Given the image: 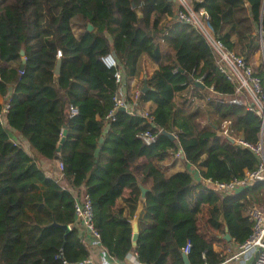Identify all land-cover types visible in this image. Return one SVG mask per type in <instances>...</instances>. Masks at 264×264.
Segmentation results:
<instances>
[{"label": "trees", "instance_id": "obj_1", "mask_svg": "<svg viewBox=\"0 0 264 264\" xmlns=\"http://www.w3.org/2000/svg\"><path fill=\"white\" fill-rule=\"evenodd\" d=\"M189 1L195 12L204 9L215 43L264 94V63L260 57L253 64L260 35L264 49V0ZM180 13L185 10L177 0H0V96L10 99L6 122L0 123V264L88 260L74 227L73 195L46 174L43 161L57 168L62 162L67 188L85 190L99 242L120 262L134 251L140 264H183L182 249L191 242L189 264H202L203 253L209 264H217L212 246L197 234L194 215L202 203L210 206L207 219L214 228L225 224L238 245L248 239L252 223L245 213L263 206L264 185L223 197L195 183L192 173L166 177L160 166L181 151L205 178L224 183L258 166L251 152L218 135L229 123L233 136L257 143L258 114L245 103L211 96L231 97L237 83ZM143 55L156 65L145 79L149 90L139 97L155 105L152 121L124 111L107 121L118 85L116 68L103 59L111 56L126 80ZM197 79L203 87L194 86ZM70 106L78 109L77 117L69 118ZM2 109L0 104V114ZM147 131L156 135L150 146L141 139ZM11 132L28 143L30 154ZM137 183L146 190L144 200ZM62 226L71 228L65 232Z\"/></svg>", "mask_w": 264, "mask_h": 264}, {"label": "built area", "instance_id": "obj_2", "mask_svg": "<svg viewBox=\"0 0 264 264\" xmlns=\"http://www.w3.org/2000/svg\"><path fill=\"white\" fill-rule=\"evenodd\" d=\"M180 5L184 8L185 13H180L179 18L182 21L192 24L206 39V41L214 49V53L218 58L220 64H230L231 67H221L223 72L226 73L233 81L237 83L235 90L234 98H229L227 103L242 105L245 103L248 107H251L256 111L260 118V130H259V139L257 143L250 144L246 142L242 136L238 135L237 137L231 134L229 129V123H225L222 129L218 132V135L221 136L226 142L236 146L238 149L247 150L251 152L258 160V166L253 172H246L244 177L241 179H232L229 182H218L212 181L211 179L205 178L201 172L200 168L196 165L188 163L189 173H192L193 178H195L197 184H200L206 189H210L221 196H229L236 194L247 188H251L255 185H264V94H262L256 85H251L249 79H247L239 70V67H236L235 62L232 60V55L224 52L220 46H218L212 38L211 31L209 28V17L204 11V9H199L198 12H195L191 6H188L186 9L187 1L189 0H177ZM199 2L200 0H194ZM197 17L202 18L203 24L200 20L197 23ZM208 37L210 39H208ZM261 38V35H260ZM262 40V38H261ZM57 58H61V53L57 52ZM105 65L109 68H116L115 73V84L118 85L117 92L112 98L113 107L106 116L107 121H114L115 115L118 111H124L129 115L138 116L148 123L152 121L150 117V110H141L140 104L141 101L139 97L142 93L141 88L132 85L131 89L128 91L125 89L126 80L123 78V73L120 67L117 66V63L111 56H107L103 59ZM228 61V62H226ZM195 87L197 84H201V80H195ZM131 83V79L128 78V84ZM132 84V83H131ZM259 93L261 97H259ZM215 96V94H213ZM242 97H245L243 99ZM218 100V99H217ZM220 101V100H219ZM10 99L5 101L3 104V109L0 114V123L5 124L6 114L10 109ZM79 115L78 109L76 107L70 106L69 108V118H74ZM158 134H162V130L157 129ZM142 141L145 145L150 146L155 143L156 135H153L150 132H145L141 136ZM232 141V143L230 142ZM176 159H184L183 153L179 151L174 156ZM58 169L62 177L63 164L62 162L58 163ZM65 189V188H63ZM68 190L74 198L75 201V216L76 220L89 231L95 238L99 239L98 234L94 231L93 228V211L92 204L86 192H81L80 194L73 193L72 190ZM245 216L252 223L251 234L248 239L241 245H238L237 253L230 258L222 261L220 264H230L232 261H236L239 258H245L248 261V264H264V204L263 206L254 205L250 207ZM191 249V242H187L185 247L182 249L184 255H188ZM203 262L202 264H209L206 261L205 254H202ZM79 264H90L89 261L85 260Z\"/></svg>", "mask_w": 264, "mask_h": 264}, {"label": "crops", "instance_id": "obj_3", "mask_svg": "<svg viewBox=\"0 0 264 264\" xmlns=\"http://www.w3.org/2000/svg\"><path fill=\"white\" fill-rule=\"evenodd\" d=\"M156 69V65L148 58V56L143 55L141 60L139 61L137 71L133 77H131V83L128 84V79L125 82V89L128 91L131 89L132 85H135L139 88H143L145 83V79L147 75H150ZM11 92V90H10ZM211 94H213L211 92ZM6 99L0 96V104L4 103ZM155 105L147 102L141 103V110H152ZM13 141L15 143H19L22 145L23 149L30 154L29 146L26 141L21 139L20 135L16 132H11ZM43 169L46 171V174L50 177L57 179L63 188H67L66 182L62 181V177L60 175V171L57 168V163L55 162H42ZM160 166L163 170H165V176L169 177L175 173L179 172H188L189 167L188 163L184 159H176L166 158L163 162L160 163ZM194 181L196 182L195 178ZM132 186H130L127 190H131ZM73 193L80 194L81 192H85V190H72ZM144 200V198H141ZM143 204L140 203L138 209L136 211L134 220L132 222V226L137 225V218L142 210ZM210 206L207 203H202L199 205L196 214L194 215V221L197 227V234L200 238H202L207 244L212 246V250L215 256V260L220 264L222 261L230 258L231 256L237 253L238 244L235 243L232 238L231 241L227 242L224 239L225 231L224 225L219 229L214 228L207 219V209ZM80 234L82 239V243L87 248L89 252L88 260L90 264H140L137 260L136 254L134 251H131L128 256L125 258L123 262H120L114 258H112L107 251L101 246L99 239L95 238L89 231L84 229L78 221H76L75 226ZM71 228V227H70ZM138 229V225H137ZM249 262L245 260V258H239L236 261H232L230 264H248Z\"/></svg>", "mask_w": 264, "mask_h": 264}, {"label": "water", "instance_id": "obj_4", "mask_svg": "<svg viewBox=\"0 0 264 264\" xmlns=\"http://www.w3.org/2000/svg\"><path fill=\"white\" fill-rule=\"evenodd\" d=\"M131 6H132V8H135V5H134L133 3L131 4ZM137 13H138V15L140 16V13H139V12H137ZM92 30H93V27L91 26V24H90V23H87V31L90 32V31H92ZM260 43L262 44V40H261V38H260ZM20 56H22V57L24 56V52H23V51H20ZM24 65H25V61H22L21 65H20V70H22V69L24 68ZM57 71H58V67L56 68V71H55V72L57 73ZM197 86H198V87H203L201 84H197ZM148 90H149V88L147 87V84H146V82H145L144 85H143V88H142V92L145 93V92H147ZM211 96H213V94H211ZM215 98L218 99V100H220V101L227 102L229 98L233 99L234 96L228 97V96L215 95ZM162 134H163L164 136H166L167 138H169L170 140H174V139H175V136H174V135H172V134H170V133H167V132H165V131H162ZM65 136H66V131H64L63 134H62V138H61V140H60L59 147L57 148V152H58V153H60V151H61V145H62V143L64 142ZM100 142H102V140H100ZM230 142L232 143V141H230ZM99 152H100V149H99V147H98V148L95 150V152H94V156H95V158L98 157ZM137 185H138V186L140 187V189H141V197L144 198V195H145L146 190L143 189L139 183H137ZM61 228H62L65 232H68V231L70 230V227H69V226H62ZM224 231H225L224 239H225L227 242L231 241L232 238H231V236L229 235V231H228V228H227L226 225H224ZM137 234H138L137 225H134V226H133V245H136ZM182 258H183V264H189V261H188V257H187V255H184V254H183V257H182Z\"/></svg>", "mask_w": 264, "mask_h": 264}, {"label": "rangeland", "instance_id": "obj_5", "mask_svg": "<svg viewBox=\"0 0 264 264\" xmlns=\"http://www.w3.org/2000/svg\"><path fill=\"white\" fill-rule=\"evenodd\" d=\"M188 6H191V2L190 1H187V5L185 6L186 7V9H188ZM201 21L203 24H205L204 22H203V19L202 18H199L198 19V17H197V23H198V21ZM208 39H210L209 37H208ZM260 57H261V60H262V62L264 63V49H263V46H262V44H261V50H260V52H259V54H256V56H254V61H253V64H255V65H257V64H259L260 63ZM232 60L234 61V59L232 58ZM235 61H237V62H239V60L237 59H235ZM226 62H228V61H226ZM223 64H221L222 65V67H231V65L229 64H225L224 62H222ZM243 99H245V97H242ZM246 100V99H245ZM146 110V109H145ZM144 110V111H145ZM206 120H207V118H201V123L202 124H205V123H207L206 122ZM263 198H264V195H263Z\"/></svg>", "mask_w": 264, "mask_h": 264}]
</instances>
